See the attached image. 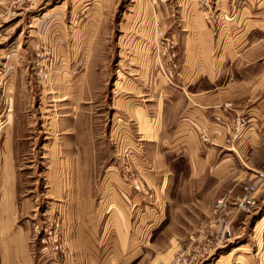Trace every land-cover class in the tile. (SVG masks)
Returning a JSON list of instances; mask_svg holds the SVG:
<instances>
[{
  "label": "rangeland",
  "instance_id": "obj_1",
  "mask_svg": "<svg viewBox=\"0 0 264 264\" xmlns=\"http://www.w3.org/2000/svg\"><path fill=\"white\" fill-rule=\"evenodd\" d=\"M195 79L233 103L214 117L231 134L244 120L242 154L240 137L210 158L163 153ZM223 158L222 184L193 174ZM259 170L264 0H0V256L12 244L17 264H172ZM256 201L199 264H264V188Z\"/></svg>",
  "mask_w": 264,
  "mask_h": 264
},
{
  "label": "crops",
  "instance_id": "obj_2",
  "mask_svg": "<svg viewBox=\"0 0 264 264\" xmlns=\"http://www.w3.org/2000/svg\"><path fill=\"white\" fill-rule=\"evenodd\" d=\"M215 82V80L211 81L208 79V85L207 87H204L202 86V82L199 79H195L194 82H191L187 86L181 88L179 94L182 97L181 100L177 103L179 108L177 110L178 113L176 122L173 124H168V126L175 127L172 129H168L167 127L164 132L162 131V128L160 131L161 133L158 137L160 143L167 142L169 146V149L167 151L164 150L163 153H168L170 150V152L174 153H187L189 155H193V157H197L199 153H206V158H210L215 153H228L226 151L229 150V152H231V149H226L225 128L222 125L213 122V119H215V116H220L224 120L231 119L225 113L227 111L225 106L230 105L234 108V105L232 102L227 101L226 94L222 89H220L219 87H215ZM250 130L253 129L250 128ZM245 131L234 143L236 145V149L233 151H235V153L237 154H242V147L247 143V139L246 137H244L246 134ZM162 132L164 133V135ZM201 133H204L210 137L211 145L201 144ZM254 140L255 139H253L252 142H254ZM234 144L232 146H234ZM255 146V144L253 146L249 145V147L247 148V151L252 156H255L257 154L256 152L259 151V148ZM227 161V159L223 158V160H221L220 163L216 166H209L204 168L195 167L196 169H194L193 174L196 175L199 172L202 173L207 170L210 175H215V178L219 179V184H222L224 180L221 179H225V174L233 170L232 167L227 166ZM219 184L217 185V183L215 182L213 185L217 187L219 186ZM237 185L238 184L232 186L230 190H227L228 186H226L227 189L225 188V190L227 191H224L233 195V190L235 189V187H237ZM173 220L174 218L171 216L170 221L173 222ZM205 225L204 226L207 228V224ZM209 232H211V228ZM11 245H6V247L3 246L1 252L2 256H0L2 262H0V264H17V249L15 246ZM133 254H136V252L133 251L132 255ZM136 258H138L137 255L130 258L129 262L126 263L130 264ZM24 264H26L25 261Z\"/></svg>",
  "mask_w": 264,
  "mask_h": 264
},
{
  "label": "built area",
  "instance_id": "obj_3",
  "mask_svg": "<svg viewBox=\"0 0 264 264\" xmlns=\"http://www.w3.org/2000/svg\"><path fill=\"white\" fill-rule=\"evenodd\" d=\"M215 120L217 124L225 127L228 134L225 140L227 144H232L240 137L241 130L245 127L243 119L236 120V127L231 134L230 127L218 118ZM201 140L203 143L211 142L210 137L206 134L201 135ZM263 188L264 171H254L250 180L240 186V194L236 198H231L228 194L219 197L212 211L211 232L205 235L202 242L195 244L192 241L187 247L179 249L174 255L172 264H199L209 259L218 249L225 247L234 238L233 222L235 217L238 214L249 215L254 211L257 202L256 196ZM135 189L142 188L140 185H136Z\"/></svg>",
  "mask_w": 264,
  "mask_h": 264
}]
</instances>
